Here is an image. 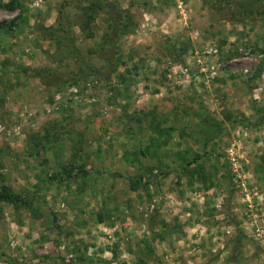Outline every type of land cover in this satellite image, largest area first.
<instances>
[{
    "label": "rangeland",
    "instance_id": "1",
    "mask_svg": "<svg viewBox=\"0 0 264 264\" xmlns=\"http://www.w3.org/2000/svg\"><path fill=\"white\" fill-rule=\"evenodd\" d=\"M13 1L0 6L13 20L0 27V186L26 203L0 202V264H264V14ZM108 2L130 25L105 79L45 33L68 25L104 72Z\"/></svg>",
    "mask_w": 264,
    "mask_h": 264
},
{
    "label": "trees",
    "instance_id": "2",
    "mask_svg": "<svg viewBox=\"0 0 264 264\" xmlns=\"http://www.w3.org/2000/svg\"><path fill=\"white\" fill-rule=\"evenodd\" d=\"M13 0H9L4 4L0 3V6L5 7L6 9L12 10L15 5ZM255 1H245V0H226L225 5L229 8V13L233 14L232 16L238 20L246 17H256L261 14H264V4L256 5ZM103 12L106 15L108 26L107 30L103 34L100 51L102 58V65L104 72H101L100 69L88 65L81 55L74 43V34L71 28L66 25H60L56 27H46V36L51 39L55 45H66L68 49L73 53L78 62L79 71L88 73H98L102 75L105 79H108V73L112 70L114 59L117 53V41L119 37L124 34L127 30V27L130 25V21L125 11L121 9L115 3L108 2L103 7ZM84 19L80 23L79 28L81 30L88 27L89 19L86 20L85 14L83 15ZM13 26V20L9 21L8 24H0V27L10 29ZM91 33H86L85 36H89ZM167 52L170 56L181 61L179 52H177L176 46L172 42L167 43ZM65 169V166H63ZM66 172V170H65ZM67 173V172H66ZM0 202L17 204H25L26 201L18 193L12 191L7 186H0Z\"/></svg>",
    "mask_w": 264,
    "mask_h": 264
}]
</instances>
